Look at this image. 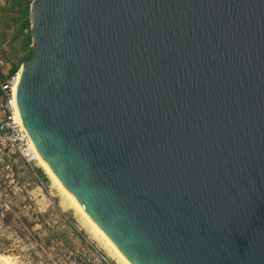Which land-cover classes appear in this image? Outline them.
<instances>
[{"label":"water","instance_id":"water-1","mask_svg":"<svg viewBox=\"0 0 264 264\" xmlns=\"http://www.w3.org/2000/svg\"><path fill=\"white\" fill-rule=\"evenodd\" d=\"M15 109L129 264H264V0H30Z\"/></svg>","mask_w":264,"mask_h":264},{"label":"rangeland","instance_id":"rangeland-1","mask_svg":"<svg viewBox=\"0 0 264 264\" xmlns=\"http://www.w3.org/2000/svg\"><path fill=\"white\" fill-rule=\"evenodd\" d=\"M18 6L0 0V69L6 73L26 53L15 36ZM69 204L37 159L24 163L0 145V255L15 264H121Z\"/></svg>","mask_w":264,"mask_h":264},{"label":"built area","instance_id":"built-area-1","mask_svg":"<svg viewBox=\"0 0 264 264\" xmlns=\"http://www.w3.org/2000/svg\"><path fill=\"white\" fill-rule=\"evenodd\" d=\"M18 72L17 69L10 74L5 73V77L0 79V145L7 146L11 152L19 155L24 163L34 164V149L28 143L27 134L15 109Z\"/></svg>","mask_w":264,"mask_h":264},{"label":"bare ground","instance_id":"bare-ground-1","mask_svg":"<svg viewBox=\"0 0 264 264\" xmlns=\"http://www.w3.org/2000/svg\"><path fill=\"white\" fill-rule=\"evenodd\" d=\"M19 71V70H18ZM19 75V72H18ZM31 146L34 149V154H35V158L38 160V162L41 165V168L44 170V172L54 181V183L62 190V192L66 195V199L68 201V204L70 203L75 210L77 211L76 214L78 213L79 216H81V221L84 222V224L94 233L96 234V236H99L101 238L102 243L104 242L107 247L109 248V250L111 252H113V254L118 258V260L120 261L121 264H129L126 259L123 257V255L121 254V252L118 250V248L109 240V238L105 235V233H102L97 227H95L93 225V221L90 219V217L77 205L74 197L72 194H70L67 190L62 189L61 183L59 182V180L56 178V176L54 175V173L51 171V169L49 167H47L45 164L42 163L41 157L38 155L36 149L34 148L32 143ZM35 159V161H36ZM69 204V205H70ZM68 206V205H67ZM66 207V206H65ZM77 218H79L77 216ZM80 221V220H79ZM83 225V223L81 224ZM90 233V232H88ZM91 235V234H90ZM99 239V238H98ZM100 244V242H99ZM106 247V248H107ZM104 248V247H103ZM105 248V249H106ZM110 253V252H109ZM117 260V259H116ZM16 262V261H15ZM4 263V264H15L13 262V260H11L8 256L5 255H0V264ZM119 263V262H118Z\"/></svg>","mask_w":264,"mask_h":264},{"label":"trees","instance_id":"trees-1","mask_svg":"<svg viewBox=\"0 0 264 264\" xmlns=\"http://www.w3.org/2000/svg\"><path fill=\"white\" fill-rule=\"evenodd\" d=\"M23 4L19 0H13V3L16 5H19L17 7V11L22 14V17L20 19V22L18 24V27L15 32V36H21V46L22 49L25 50V54L17 60V62L14 65H11L9 70L7 71V74H10L17 70L19 64L27 59L31 54V46H29L30 37H29V21H28V6L30 3V0H22ZM25 30V32H24ZM5 75L0 74V79H3ZM38 173H40V170L37 169Z\"/></svg>","mask_w":264,"mask_h":264},{"label":"crops","instance_id":"crops-1","mask_svg":"<svg viewBox=\"0 0 264 264\" xmlns=\"http://www.w3.org/2000/svg\"><path fill=\"white\" fill-rule=\"evenodd\" d=\"M0 66H1V60H0ZM0 72H1V74H5L6 73V71H3L2 69H0Z\"/></svg>","mask_w":264,"mask_h":264}]
</instances>
